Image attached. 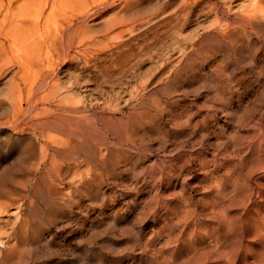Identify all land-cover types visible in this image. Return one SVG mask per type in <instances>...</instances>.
I'll list each match as a JSON object with an SVG mask.
<instances>
[{
    "label": "rangeland",
    "instance_id": "obj_1",
    "mask_svg": "<svg viewBox=\"0 0 264 264\" xmlns=\"http://www.w3.org/2000/svg\"><path fill=\"white\" fill-rule=\"evenodd\" d=\"M253 3L231 7L241 13ZM134 10L151 14L159 5L142 0ZM217 18L162 24L121 84L94 87V102L102 105L115 93L129 98L138 83L159 76L146 104L122 105L116 116L94 112L98 128L107 117L130 123L124 146L108 130L113 159L123 163L94 168L92 219L81 213L92 208L79 201L71 216L45 225L44 237L61 253L49 262L80 264L86 254L94 264H264V29L237 25L246 34L201 42ZM98 135L94 130V143ZM87 171L83 165L79 173ZM11 173L18 175L15 185H30L20 168ZM12 215L0 216L4 237L15 226ZM32 232L30 240L38 234ZM9 236L26 244L27 235Z\"/></svg>",
    "mask_w": 264,
    "mask_h": 264
},
{
    "label": "bare ground",
    "instance_id": "obj_2",
    "mask_svg": "<svg viewBox=\"0 0 264 264\" xmlns=\"http://www.w3.org/2000/svg\"><path fill=\"white\" fill-rule=\"evenodd\" d=\"M141 1L0 0V216L13 214L9 235H27L20 246L0 233V264H54L48 258L61 253L44 237L45 225L71 216L79 201L92 208L81 212L92 219L94 168L108 171L123 163L113 159L117 150L108 130L124 146L130 128L115 117L98 128L94 112L107 109L116 116L122 105L146 104L159 76L138 83L129 98L115 93L102 105L94 102V87L121 84L154 45L162 24L185 25L214 13L217 20L200 41L220 44L225 37L246 34L237 25L264 29V0H254L256 8L241 13L231 7L237 0H157L159 10L151 14L134 10ZM111 13L108 21H97ZM159 107L154 105L157 112ZM94 130L100 132L98 143ZM83 165L85 174L79 173ZM15 168L32 178L30 185L13 183ZM87 190L92 197L84 199ZM33 230L38 234L30 240ZM92 257L84 254L80 264H94Z\"/></svg>",
    "mask_w": 264,
    "mask_h": 264
}]
</instances>
